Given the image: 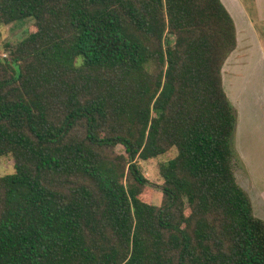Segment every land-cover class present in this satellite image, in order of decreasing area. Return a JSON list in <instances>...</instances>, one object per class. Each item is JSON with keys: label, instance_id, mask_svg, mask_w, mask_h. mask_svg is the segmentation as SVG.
<instances>
[{"label": "trees", "instance_id": "16d2710c", "mask_svg": "<svg viewBox=\"0 0 264 264\" xmlns=\"http://www.w3.org/2000/svg\"><path fill=\"white\" fill-rule=\"evenodd\" d=\"M27 18L0 52V264H264L223 0H0ZM171 151L156 205L141 160Z\"/></svg>", "mask_w": 264, "mask_h": 264}, {"label": "rangeland", "instance_id": "374dc122", "mask_svg": "<svg viewBox=\"0 0 264 264\" xmlns=\"http://www.w3.org/2000/svg\"><path fill=\"white\" fill-rule=\"evenodd\" d=\"M237 24L238 45L223 68L225 89L233 102L238 123L235 135V167L238 180L249 190L255 214L264 219V0H224ZM35 29L33 18L0 25V52ZM119 152L124 148L119 145ZM175 151L141 160L150 181L145 196L154 204L163 200L159 165ZM15 172L11 155L0 158V176Z\"/></svg>", "mask_w": 264, "mask_h": 264}, {"label": "crops", "instance_id": "0c3cea01", "mask_svg": "<svg viewBox=\"0 0 264 264\" xmlns=\"http://www.w3.org/2000/svg\"><path fill=\"white\" fill-rule=\"evenodd\" d=\"M223 2H224V0H223ZM225 3V2H224ZM225 5H226V3H225ZM226 7L228 8V10L230 11V13L232 14V12H231V10H230V8L226 5ZM232 16H233V14H232ZM233 18H234V16H233ZM235 19V18H234ZM237 25V24H236ZM224 86H225V82H224ZM240 183V182H239ZM244 187V186H243ZM246 189V188H245ZM248 192H249V190L248 189H246ZM253 201V200H252ZM254 205V204H253Z\"/></svg>", "mask_w": 264, "mask_h": 264}]
</instances>
